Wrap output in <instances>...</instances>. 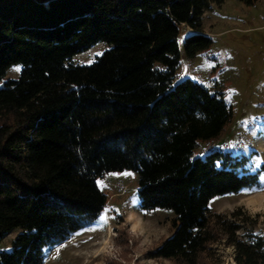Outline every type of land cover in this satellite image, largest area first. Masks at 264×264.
I'll return each mask as SVG.
<instances>
[{
    "label": "trees",
    "instance_id": "1",
    "mask_svg": "<svg viewBox=\"0 0 264 264\" xmlns=\"http://www.w3.org/2000/svg\"><path fill=\"white\" fill-rule=\"evenodd\" d=\"M252 5L256 0H240ZM224 0H0V264H42L43 249L95 220L106 198L96 179L136 176L142 211L171 212L172 232L150 259L264 264L257 215L211 213L216 196L259 192V171L229 152L192 157L232 117L221 91L176 81L180 57L207 50L201 19ZM190 31L178 41V28ZM98 43L89 64L71 59Z\"/></svg>",
    "mask_w": 264,
    "mask_h": 264
},
{
    "label": "rangeland",
    "instance_id": "2",
    "mask_svg": "<svg viewBox=\"0 0 264 264\" xmlns=\"http://www.w3.org/2000/svg\"><path fill=\"white\" fill-rule=\"evenodd\" d=\"M202 33L211 37V46L193 58L180 57L176 81L189 78L209 91H221L230 106L232 117L221 137L240 141L248 158L251 173L259 171V192L239 191L213 197L208 202L211 213L227 215L240 208L249 217L257 215L253 230L264 237V0L247 5L240 0H224L210 5L201 19ZM190 31L178 28V41ZM98 43L75 55L73 64H89L103 50ZM20 67L11 66L1 82L15 80ZM0 82V84H1ZM128 173V172H125ZM105 195L104 208L95 220L71 233L64 241L43 249L42 264H173L168 260L150 259L148 252L172 232L170 211H142L136 198L133 173H107L96 179ZM121 184L123 194L112 189ZM14 230L0 241V251L11 249ZM220 264H233L231 249L221 243L212 245Z\"/></svg>",
    "mask_w": 264,
    "mask_h": 264
},
{
    "label": "built area",
    "instance_id": "3",
    "mask_svg": "<svg viewBox=\"0 0 264 264\" xmlns=\"http://www.w3.org/2000/svg\"><path fill=\"white\" fill-rule=\"evenodd\" d=\"M221 135L213 139L199 142L192 152V157L203 158L205 155L213 152H242L243 145L240 141L232 142L229 138H222ZM112 189H116L120 194L124 192V188L121 184L113 185Z\"/></svg>",
    "mask_w": 264,
    "mask_h": 264
},
{
    "label": "crops",
    "instance_id": "4",
    "mask_svg": "<svg viewBox=\"0 0 264 264\" xmlns=\"http://www.w3.org/2000/svg\"><path fill=\"white\" fill-rule=\"evenodd\" d=\"M123 174H128V173H123Z\"/></svg>",
    "mask_w": 264,
    "mask_h": 264
}]
</instances>
